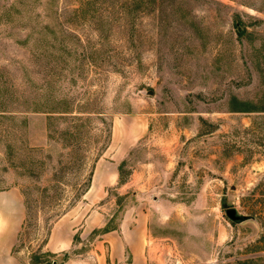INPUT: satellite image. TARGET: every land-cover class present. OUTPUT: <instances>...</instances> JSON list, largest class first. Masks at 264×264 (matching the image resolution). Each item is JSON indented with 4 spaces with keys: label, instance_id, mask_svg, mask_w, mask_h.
Masks as SVG:
<instances>
[{
    "label": "rangeland",
    "instance_id": "obj_1",
    "mask_svg": "<svg viewBox=\"0 0 264 264\" xmlns=\"http://www.w3.org/2000/svg\"><path fill=\"white\" fill-rule=\"evenodd\" d=\"M46 94L70 112L36 111ZM115 120L147 127L120 164L131 192L102 202L108 227L141 202L161 264H264V0H0V190L34 202L14 248L23 264H101L106 227L66 249L49 229L97 207L77 184ZM55 174L60 200L45 208L36 186Z\"/></svg>",
    "mask_w": 264,
    "mask_h": 264
},
{
    "label": "crops",
    "instance_id": "obj_2",
    "mask_svg": "<svg viewBox=\"0 0 264 264\" xmlns=\"http://www.w3.org/2000/svg\"><path fill=\"white\" fill-rule=\"evenodd\" d=\"M147 126H126L115 120L112 140L107 154L96 163L89 189L83 195V202L98 204L85 220L73 222L79 210L73 209L59 218L53 225L49 245L66 249L73 244L76 233L84 227H91L89 233L106 227L95 235L96 249L100 250L101 264H161L158 253V238L152 232L149 211L141 202L124 207L115 227H108L111 215L102 204L109 197L110 190L118 195H127L134 185L135 174L129 180L121 181L120 164L127 154L145 136ZM136 192L133 191L132 194ZM137 199H140L136 195ZM104 200V201H103ZM81 201V202H82ZM117 205V201L112 199ZM85 202V204H86ZM24 196L18 187L0 190V264H23L15 255L14 248L24 223ZM82 232L80 234L81 238Z\"/></svg>",
    "mask_w": 264,
    "mask_h": 264
},
{
    "label": "trees",
    "instance_id": "obj_3",
    "mask_svg": "<svg viewBox=\"0 0 264 264\" xmlns=\"http://www.w3.org/2000/svg\"><path fill=\"white\" fill-rule=\"evenodd\" d=\"M47 84H50L47 80ZM45 96V100L43 102H39V104H37L38 108L36 111H43V112H62V113H68L70 111H68L67 108H64L63 111H55L52 109L53 108H50V97L48 94L44 95ZM246 111H249V110H246ZM40 164H43L42 161H39ZM97 162V161H96ZM75 163H78L79 166H82L83 165V157H81V155L78 156L77 160L75 161ZM69 166L67 165H62L61 166V173L65 172L63 170H65L66 168H68ZM95 167V165H94ZM94 167H93V170H91L88 174L87 177H85L84 181H83V184H77L79 185L77 190L78 192L81 191V193H79L80 195H84L86 193V191L89 189V186L91 184V180H92V176H93V172H94ZM52 182L53 184H49L48 186H36V193H37V199H36V203L39 204V202H42L43 203V207L45 208H51L53 206L54 203L57 202V200L59 201V196L61 193L59 191V189H62L61 188V184H62V180H61V176L60 175H56L54 176V178L52 179ZM77 187V186H76ZM78 194H76L77 196ZM23 196L25 198V201H24V204H25V207L27 209V216L28 214L31 213V211L33 210V207H34V202L32 199H28L29 198V193L23 191ZM57 205V203H56ZM58 218L60 215L59 213L56 215ZM48 220H51V216L47 217ZM26 217L24 219V223H23V226L22 228H24L25 224H26ZM56 220V219H55ZM55 222V221H53ZM52 228V226H51ZM51 228L49 229V235L51 233ZM20 235H21V231L19 233V237L18 239L20 238Z\"/></svg>",
    "mask_w": 264,
    "mask_h": 264
},
{
    "label": "water",
    "instance_id": "obj_4",
    "mask_svg": "<svg viewBox=\"0 0 264 264\" xmlns=\"http://www.w3.org/2000/svg\"><path fill=\"white\" fill-rule=\"evenodd\" d=\"M226 215L233 222H243L247 219V216L240 214L234 207L227 208Z\"/></svg>",
    "mask_w": 264,
    "mask_h": 264
}]
</instances>
